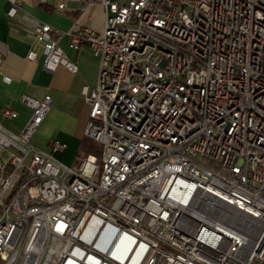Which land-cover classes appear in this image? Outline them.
I'll return each mask as SVG.
<instances>
[{"label":"built area","instance_id":"obj_1","mask_svg":"<svg viewBox=\"0 0 264 264\" xmlns=\"http://www.w3.org/2000/svg\"><path fill=\"white\" fill-rule=\"evenodd\" d=\"M78 1L104 10L68 32L99 59L81 87L98 152L33 145L51 98L20 96L21 129L0 123V264H264V0ZM29 30L44 70L76 71L62 31Z\"/></svg>","mask_w":264,"mask_h":264},{"label":"crops","instance_id":"obj_2","mask_svg":"<svg viewBox=\"0 0 264 264\" xmlns=\"http://www.w3.org/2000/svg\"><path fill=\"white\" fill-rule=\"evenodd\" d=\"M56 1L20 0L21 10L9 17L6 14L8 0H0V108L9 105L18 112L16 118L3 117L0 113V123L18 132L30 113V109L20 101V96L27 94L40 98L49 94V110L30 142L51 153L56 160L73 165L79 153H82L79 145L85 137L84 128L88 120V103L81 93V87L83 84H95L99 59L91 54L85 43L70 46L68 32L76 22L88 23L101 31L104 10L98 3L82 9L81 1L68 0L67 11L59 12L54 9ZM32 19L47 22L63 32L58 44L66 57L76 64V71H70L62 65L52 72L43 69L40 44L29 30ZM30 48L38 51L35 60L26 57ZM53 139L60 140L65 146L52 150Z\"/></svg>","mask_w":264,"mask_h":264},{"label":"trees","instance_id":"obj_3","mask_svg":"<svg viewBox=\"0 0 264 264\" xmlns=\"http://www.w3.org/2000/svg\"><path fill=\"white\" fill-rule=\"evenodd\" d=\"M80 151H83V152H98V147L92 142V140H90L89 138L87 137H84L81 142H80Z\"/></svg>","mask_w":264,"mask_h":264},{"label":"rangeland","instance_id":"obj_4","mask_svg":"<svg viewBox=\"0 0 264 264\" xmlns=\"http://www.w3.org/2000/svg\"><path fill=\"white\" fill-rule=\"evenodd\" d=\"M34 140H36V138H34ZM93 142V141H92ZM35 143H38V142H35ZM94 143V142H93ZM95 144V143H94ZM96 145V144H95ZM86 155V152H83L82 153H79V156L77 157L76 159V162H78L82 157H84ZM72 165V164H70Z\"/></svg>","mask_w":264,"mask_h":264}]
</instances>
